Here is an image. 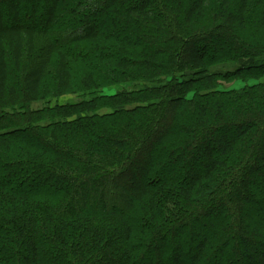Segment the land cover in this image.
<instances>
[{"label":"trees","instance_id":"obj_1","mask_svg":"<svg viewBox=\"0 0 264 264\" xmlns=\"http://www.w3.org/2000/svg\"><path fill=\"white\" fill-rule=\"evenodd\" d=\"M228 255L264 264V0H0V264Z\"/></svg>","mask_w":264,"mask_h":264},{"label":"rangeland","instance_id":"obj_2","mask_svg":"<svg viewBox=\"0 0 264 264\" xmlns=\"http://www.w3.org/2000/svg\"><path fill=\"white\" fill-rule=\"evenodd\" d=\"M237 84H238V83H237ZM235 85H236V84H235ZM235 85H234L233 87H235ZM238 85H240V84H238ZM240 86H241V85H240ZM117 91H119V88L113 89V90H111L110 92H117ZM253 248H254L253 255L256 256V258H258L257 251H256V247L253 246ZM226 260H228L229 262H231V264H233L232 259H231V257H230L229 255L226 257Z\"/></svg>","mask_w":264,"mask_h":264}]
</instances>
